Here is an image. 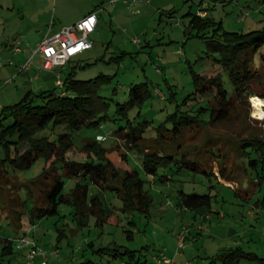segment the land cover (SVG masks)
Here are the masks:
<instances>
[{
  "label": "rangeland",
  "instance_id": "374dc122",
  "mask_svg": "<svg viewBox=\"0 0 264 264\" xmlns=\"http://www.w3.org/2000/svg\"><path fill=\"white\" fill-rule=\"evenodd\" d=\"M263 3L264 0H151L137 14V6L129 8L122 4L124 11L115 19L113 4L106 5L104 0H0V55L4 60L14 62L0 66V113L4 106L18 102L30 90L40 92L60 88L56 77L44 80L37 76L36 69L41 73L40 55L35 56L28 71H22L21 54L10 49L14 46L13 41L21 39L22 47L29 51L30 57L32 49L49 31L55 32L65 22L87 15L90 10H98V26L90 36L93 48L58 70L63 77L73 69L80 79L101 74L114 77L113 83L103 91V95L112 101L110 115L114 118L117 117L114 115L116 102H125L133 85L148 81L153 96L143 106L140 119L151 120L156 127L177 108L186 110L193 104L204 102L194 84V72L207 77L222 73L225 86L233 90L228 72L217 61L221 57L215 49L218 43L209 37L200 38L198 31L190 25V13L197 14L204 4L210 18L222 22L226 30L249 32L264 28ZM103 7L104 11H100ZM136 38L141 42L136 43ZM43 71L47 75L48 70ZM10 79L12 81L5 84ZM186 98H189L187 103ZM233 110L229 119L193 129L187 133V138L170 136L179 162L161 169L160 173H168L171 177L165 182L149 181L138 150L113 137V131L119 127L113 120L105 122L103 127L74 131L72 158L84 160L83 143L98 139V135H107L108 140L98 141L107 148V155L114 164L121 171L137 169L147 178L146 188L154 196L150 215L138 210L124 212L123 201L113 191L92 186V194L100 193L107 203L110 222L98 224L93 216L89 224L81 228L71 214L72 208L61 205L59 214L41 219L34 227L28 216L25 226L19 228L12 223L19 214L13 212L11 203L15 201H9L14 196L11 187L17 186V193L26 199V207H33L26 187L46 166V159L41 157L29 168L13 169L11 187L8 185L7 189L0 191L3 193V200L0 196V237L34 238L38 246L48 252L46 258L38 255L36 264H42L44 260L49 264H136L137 260L156 264L157 256L162 252L178 264H204L208 256L218 255L230 246H241L264 257V163H250L248 155L257 158L255 152L249 154L250 147L240 152L234 150L236 141L242 137L261 136L264 139V116L255 115L252 97L248 96L240 97ZM138 112L139 109H134L131 116ZM11 122L9 119L8 123ZM62 128L54 130L50 127L44 134L53 136L62 132ZM152 133L156 135V130L149 129L146 135ZM211 138L219 139L227 150L218 149L214 141L203 146ZM27 148L24 146L22 150ZM5 155L6 151L0 145V158ZM210 156L218 161L228 160L226 174H229L230 167L234 169L230 180L221 175L218 161L213 164L217 176H206L204 162ZM188 161L191 164L183 163ZM63 179V192L68 193L77 179L68 175ZM180 189L187 193L214 195L211 216L205 219L199 211L181 206ZM2 202L7 210L2 211ZM18 210L23 209L19 207ZM30 227L34 230L30 231L31 234L28 233ZM232 230L238 233L233 240L238 242L237 245L228 241L226 247L221 248L223 244L218 236L229 237ZM130 233L132 237H128ZM181 236L185 238L182 249L179 246ZM18 243L15 241L13 255H4L0 246V264H27L28 249L19 248ZM114 245L136 251L134 258L131 256L133 252H122V257L115 258L112 250H101ZM57 249L59 254L55 256L53 251Z\"/></svg>",
  "mask_w": 264,
  "mask_h": 264
},
{
  "label": "trees",
  "instance_id": "16d2710c",
  "mask_svg": "<svg viewBox=\"0 0 264 264\" xmlns=\"http://www.w3.org/2000/svg\"><path fill=\"white\" fill-rule=\"evenodd\" d=\"M190 14V25L198 31L200 38L209 37L218 43L215 49L221 53V57L217 61L228 72L233 90L225 86L222 73L207 77L194 72V84L203 95L204 102L193 104L186 110L177 108L154 127L153 121L140 119L143 106L153 96L148 81L133 85L125 102H116L114 115L117 117L114 118L110 115L112 101L103 95L105 87L113 83L114 77L101 74L91 79H80L76 77V71L73 69L67 72L65 77L60 72L63 80L60 88L40 92L30 90L18 102L2 108L0 145L4 147L6 155L0 158V191L7 189L8 185L11 187L13 169L29 168L41 157L47 161L41 174L26 187L33 207L27 208L26 199L17 193L18 187H11L14 196L9 198V201H15L11 203L13 212L17 211L19 214L12 221L14 225L23 227L28 216L31 223L55 216L60 213L61 205L72 208L71 214L81 228L87 226L93 216L98 224L104 225L110 220L107 203L100 197V193L92 194V186L113 191L123 201L124 212L133 213L138 210L147 216L150 215L154 196L146 188L147 178L137 169L121 171L108 157L107 148L97 138L83 143L82 151L86 154L84 160L72 158L70 151L75 145L74 131L103 127L105 122L113 120L119 124L112 133L113 137L120 139L127 147L138 150L149 181L165 182L170 181L171 177L168 173H160L161 169L170 168L176 161L179 162L174 153L175 144L170 141V136L175 139L187 138V133L193 129L198 130L204 125L229 119L240 97L260 95L264 98V28L249 32L230 31L224 28L222 22L212 20L209 15L202 17L198 13ZM255 83L258 85L255 86ZM188 100L186 98L185 103ZM134 109H139V112L132 117L131 112ZM9 119H12L11 123H8ZM62 126L64 129L58 134H44L50 127L55 130ZM149 129L156 130V135H146ZM212 141L217 143L218 149L227 150L219 139H207L203 146L211 144ZM24 146L28 148L22 150ZM195 146L199 147V144ZM246 147H250L249 154H257V158L248 155L250 163H264V139L261 136L240 138L236 141L234 150L240 152ZM215 161L218 160L210 156L209 160L204 162L209 165V168L206 165L204 167V172L209 178L218 174L213 167ZM227 161H218V167L221 175L230 180L228 178L234 169L230 167L229 174H226ZM183 163L191 164L189 161ZM224 163L225 165L221 166ZM64 175L77 179L75 186L68 193L63 192ZM178 195L179 204L183 207L193 210L205 209L207 212L212 209L214 195L211 193H187L180 189ZM0 196L3 200V193H0ZM19 207L24 211H19ZM3 210H7L4 203ZM130 236L132 237L131 233L128 237ZM24 237H0L2 253L13 255L15 241ZM101 250H112L115 258L122 257V252H133L129 248L123 250L121 245L103 247ZM135 252L131 254L133 258ZM207 260L204 264H264V257L255 251H246L241 246L225 248L218 255L208 256ZM136 264L149 263L137 260Z\"/></svg>",
  "mask_w": 264,
  "mask_h": 264
},
{
  "label": "built area",
  "instance_id": "2783aa9c",
  "mask_svg": "<svg viewBox=\"0 0 264 264\" xmlns=\"http://www.w3.org/2000/svg\"><path fill=\"white\" fill-rule=\"evenodd\" d=\"M119 0H109L110 3H116ZM140 2L150 3L151 0H127V4L129 8H133L137 6ZM100 11L103 10L99 9ZM137 12V10L135 11ZM198 14L202 17L207 16V12L205 9H200ZM99 16L98 10L92 11L87 14L81 20L67 25L63 27L60 31L48 34L41 39L40 42L36 45L34 49L31 51L30 57H28L26 62H23L21 65L22 71H28L32 64L34 63V59L36 55H40L41 63L39 65L40 70H49L54 71L58 70L62 67H65L69 62H71L74 58L84 53L85 51L93 48L94 42L91 39V34L95 32L98 26ZM136 43H140L141 40L139 38L134 39ZM12 46L16 53L23 51V43L21 39H15L13 41ZM13 64L14 62L6 61L0 55V66L5 64ZM12 80H7L5 84L11 82ZM59 85H63V80L61 78V74L58 75ZM98 139L101 141L108 140L107 135H98ZM19 248H27V264H36L35 259L38 255L42 257L47 256V250L41 249L38 247L34 241L29 240L27 237L21 238L18 240ZM180 248L185 246V238L180 237ZM55 256L59 254V250L53 251ZM156 264H178L174 259L169 258L165 253H161L157 256ZM42 264H49L45 260ZM191 264V263H188Z\"/></svg>",
  "mask_w": 264,
  "mask_h": 264
},
{
  "label": "crops",
  "instance_id": "0c3cea01",
  "mask_svg": "<svg viewBox=\"0 0 264 264\" xmlns=\"http://www.w3.org/2000/svg\"><path fill=\"white\" fill-rule=\"evenodd\" d=\"M120 1H122V0H119V1H117L116 3H110L109 2V0H104V2H107V4L106 5H109V4H113L112 5V13H114V18L116 19H118V17L120 16V14L121 13H123V11H124V9H123V5L122 4H125V6H128L127 5V0H123L122 2V4L121 5H118L119 4V2ZM128 1H130V0H128ZM256 1V0H255ZM109 2V3H108ZM148 5L149 3H145V2H140L138 5H137V12H136V14L137 13H139L140 12V9H142V8H144L145 7V5ZM263 5H264V3H263ZM261 7V6H260ZM128 8V7H127ZM201 8L202 9H205V11L207 12V14L210 16V14H209V11L208 10H206V9H208L207 8V6H205L204 4L201 6ZM93 11V10H92ZM91 10L88 12V13H91L92 12ZM102 11H104V7H103V10ZM86 15V14H85ZM85 15H83V16H81V17H79V18H75L76 20H70V21H67V22H65L57 31H55V32H58V31H60L63 27H65V26H67V25H70V24H73V23H75V22H77V21H79V20H81V18H83ZM55 32H48V34H52V33H55ZM48 34H46V35H48ZM45 35V36H46ZM44 36V37H45ZM13 47H10V49H12ZM20 54H21V63H23V62H26L27 61V59H28V55H29V51L28 50H23V51H20L19 52ZM36 74H37V76H41V77H43V79L44 80H48L49 78L51 79V80H53L55 77L58 79V75L59 74H61L60 73V70H54V71H47V75L46 74H44V71L43 70H41V73L39 72V71H37V69H36ZM1 107V106H0ZM220 180V179H219ZM223 183V182H222ZM225 185L226 184H228V183H224ZM212 210V209H211ZM197 211H199L200 213H202V215H204L205 216V219L207 218V217H209V216H211V214H210V212H208V214L206 215V213H207V210H205V209H199V210H197ZM221 216L222 217H225V215L224 214H221ZM110 222V221H109ZM36 224H38V222H36V223H31V225L34 227ZM25 226V225H24ZM23 226V227H24ZM33 227H30L29 228V230H28V233L29 234H31V232L32 231H34L33 230ZM31 231V232H30ZM237 234L238 233H236L235 231H231V233H230V236L229 237H223V236H218V237H221L220 239H221V242L220 243H222L223 245H222V247L221 248H223L224 246L226 247V244H228V241L230 242V243H238V242H234L233 240H235V237L237 236ZM25 237H27V236H25ZM28 238V237H27ZM32 241H34L35 242V244L38 246V244H37V242L35 241V239L33 238V240ZM237 245V244H236ZM39 247V246H38ZM230 247H232V246H230ZM37 258V257H36ZM42 258V257H41Z\"/></svg>",
  "mask_w": 264,
  "mask_h": 264
},
{
  "label": "bare ground",
  "instance_id": "6f19581e",
  "mask_svg": "<svg viewBox=\"0 0 264 264\" xmlns=\"http://www.w3.org/2000/svg\"><path fill=\"white\" fill-rule=\"evenodd\" d=\"M252 102L255 107V115L264 116V99L258 96H252Z\"/></svg>",
  "mask_w": 264,
  "mask_h": 264
}]
</instances>
